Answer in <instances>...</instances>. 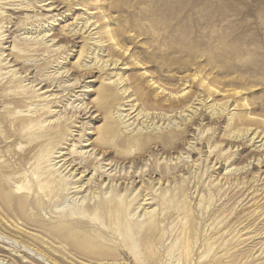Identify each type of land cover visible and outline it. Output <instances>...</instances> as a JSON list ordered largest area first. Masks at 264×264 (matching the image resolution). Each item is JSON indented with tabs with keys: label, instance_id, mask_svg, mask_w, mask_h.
<instances>
[{
	"label": "rangeland",
	"instance_id": "obj_1",
	"mask_svg": "<svg viewBox=\"0 0 264 264\" xmlns=\"http://www.w3.org/2000/svg\"><path fill=\"white\" fill-rule=\"evenodd\" d=\"M0 7V264H264V0Z\"/></svg>",
	"mask_w": 264,
	"mask_h": 264
},
{
	"label": "bare ground",
	"instance_id": "obj_2",
	"mask_svg": "<svg viewBox=\"0 0 264 264\" xmlns=\"http://www.w3.org/2000/svg\"><path fill=\"white\" fill-rule=\"evenodd\" d=\"M1 8V7H0ZM95 30V29H94ZM4 54V53H3ZM105 62H107V61H105ZM98 65V64H97ZM85 68H88L89 66L88 65H86V64H84L83 65ZM92 66H93V64H92ZM15 77V76H14ZM78 80V79H77ZM129 97V96H128ZM130 98V97H129ZM130 109H129V113L126 115V117L128 116V117H131V115L132 114H134V113H136L137 111V113L135 114L136 116H140L141 115V112H140V110H139V107H138V105H137V103H135L134 104V102L133 103H131L130 105ZM86 108V107H85ZM88 109V108H87ZM122 113V112H121ZM144 115V114H143ZM57 116V115H56ZM41 123V122H40ZM27 127V126H26ZM58 128H59V130H60V132L61 133H63V131L65 130V125H64V123H62V124H60L59 126H58ZM65 134H66V132H65ZM256 134L257 133H255V136H256ZM64 136V135H63ZM256 138H261L260 137V135H257V137ZM252 139H254V137L252 138ZM48 141V140H47ZM146 140H143V142H145ZM260 141H263V138L260 140ZM147 142V141H146ZM47 144V143H46ZM45 145V144H44ZM82 146H86V145H82ZM262 146V145H261ZM260 147V146H259ZM263 147H264V143H263ZM56 149V148H55ZM93 149H91L90 151H92ZM49 151V150H48ZM84 152V151H83ZM37 153V152H36ZM36 153H35V155H36ZM54 153H57V151L55 150H53V151H51V152H49L48 153V159H51V158H53L52 156L54 155ZM87 153H88V151H87ZM64 154V153H63ZM63 154L61 153V154H59V155H55L54 157L55 158H60V157H62L63 156ZM46 155V154H45ZM39 156H40V154H39ZM37 158V157H36ZM41 158V157H40ZM45 159V161H46V158H44ZM36 160V159H35ZM40 160V159H39ZM67 159L66 158H63L62 160H59V161H57V163L55 162V164L54 165H57V164H59V163H61V162H63V164H61L60 166H59V169H57V170H55L54 169V167H52V164H50V166L51 167H49V164H48V166H46V170H45V172H42V171H38L37 172V178L39 179V178H41L44 174H48L47 176H46V178H44V179H40V181H39V184L35 187V188H26L25 190H24V192H23V196L21 195V196H18L17 198H11V195H9V194H7V192H5L3 189H1L0 188V197H1V199H3L5 202H6V204H8L7 206L8 207H11V208H13V210L14 211H17L20 215L19 216H21L22 218H23V211H22V208H24V207H27V203H26V198L28 199L29 197H37L40 193H41V191H46L45 190V188L46 187H50V185L49 184H52L53 182H55V181H57V180H59V179H65V175H67V174H65V175H62V173H64L65 171H67V173H69L76 165H79L78 163H76V161H74V160H72L70 163H68V161H66ZM42 161H43V159H42ZM2 164V163H1ZM68 164V165H67ZM73 164V165H72ZM107 165H110L109 163L107 164ZM8 166V165H7ZM39 166H40V163H39ZM71 166V168L68 170V168ZM49 167V168H48ZM82 168H83V166H81ZM88 167V166H87ZM41 170H43V169H41ZM53 171H55L54 173H52ZM58 171H60L59 172V175H58V178H57V176H56V174L58 173ZM88 171V169H85V172H87ZM56 173V174H55ZM24 174V173H23ZM71 174H73L72 172H71ZM68 177H70V176H68ZM91 178V177H90ZM85 179V178H84ZM67 180H69V179H67ZM61 182V181H60ZM103 183V182H102ZM70 185V184H69ZM85 187V186H84ZM54 188H56V187H54ZM87 188H89L88 186H86V189L84 188L83 189V187H81L80 189H79V187H74V190L72 191V192H76V194L78 193H83V192H85L86 190H87ZM70 189H72V188H70ZM93 189V188H92ZM69 190V189H68ZM20 192V191H19ZM18 192V193H19ZM22 192V191H21ZM52 192V191H51ZM43 193V192H42ZM145 197V196H144ZM150 197V196H149ZM152 199V198H151ZM32 200V199H31ZM34 202V201H33ZM151 202V201H150ZM201 203V202H200ZM142 204V203H141ZM140 204V205H141ZM33 206V205H32ZM38 206V205H37ZM105 207L106 208H108V209H116V208H114V206H111V205H109V204H106L105 205ZM121 208V207H120ZM30 210V209H29ZM144 210V209H143ZM23 214V215H22ZM24 220V219H23ZM8 221H10V220H8ZM7 221V222H8ZM25 221V220H24ZM13 222V221H12ZM11 222V223H12ZM72 222H73V220H72ZM199 222V221H198ZM10 224V223H9ZM19 224V223H18ZM17 224V225H18ZM10 225H14L13 223L12 224H10ZM70 226L71 225V222L70 221H68V222H58V223H53V224H51V225H47V229L49 230H52V231H56V230H58V229H61L62 227H64V226ZM10 227V226H9ZM40 227V226H39ZM49 227V228H48ZM15 228V227H14ZM66 228V227H65ZM13 229V228H12ZM16 229V228H15ZM14 229V230H15ZM53 234V233H52ZM34 237V236H33ZM62 238V237H61ZM41 239V238H40ZM194 250V249H193ZM242 260V259H241Z\"/></svg>",
	"mask_w": 264,
	"mask_h": 264
}]
</instances>
